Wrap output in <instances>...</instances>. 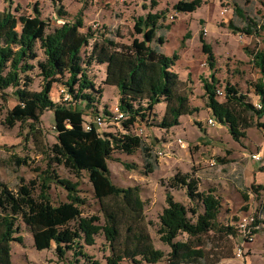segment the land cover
<instances>
[{"label":"rangeland","instance_id":"1","mask_svg":"<svg viewBox=\"0 0 264 264\" xmlns=\"http://www.w3.org/2000/svg\"><path fill=\"white\" fill-rule=\"evenodd\" d=\"M178 1L157 0L156 7L151 5V0L62 2L64 11L69 13L66 19L73 20L76 14L82 13L83 32L104 33L123 43H131L134 38L142 39L133 28L138 16L148 12H164L166 18L161 20L163 27L158 31V35L165 40L160 47L161 52L168 56L175 52L179 54L173 68L181 80L179 91L189 95L190 107L197 109L191 115L181 116L179 125L171 128L159 126L165 113V103L156 105L145 119L138 118L129 132L139 136L144 146L132 154L114 151L108 160L110 176L115 185L134 189L140 199V215L146 231L154 248L164 254L162 259L151 264H169L171 249L159 234L160 217L168 205L167 199L181 202L187 209L189 220L194 222L198 213L203 211L201 196L209 189L214 190L221 200L220 223L234 227L236 235L211 231L204 240L208 255H214L212 259L215 260H218V255H225L218 264H264V126H261L264 116L239 111L250 126L240 129L244 136L235 139L228 126L208 122L210 118H215L208 107L203 83L204 80L209 81L213 73L220 81L218 88L224 89L229 83L247 102H258L253 86L260 78V72L253 63L252 53L263 46L261 34L252 37L232 30L230 24L240 29L253 28V23H260L264 17V0H201V5L191 13L176 11L174 5ZM35 6L47 21L48 32L64 22L65 19L57 14L58 6L54 0H0V10L10 9L17 15L32 14ZM236 6L239 12L235 11ZM166 25L171 28L167 29ZM188 32L190 36L184 40ZM202 33L212 47L213 68L202 49ZM92 43L93 40L90 46L83 49V55L91 51ZM37 52L35 69L29 73L33 78L30 84L32 90H40L44 83L37 66L38 61L44 60V54L38 47ZM88 70L95 84L102 85L104 66L94 63ZM67 95L62 81L53 84L51 97L55 102L65 101ZM118 98L116 86L105 84L98 110L109 112L118 105ZM70 100L68 97L67 101ZM15 104L12 88L0 91V185L17 192L22 184L32 181L36 196L44 192L54 205H59L68 202L69 192L59 182L67 180L77 185V195L84 201L80 206L84 217L97 215L100 217L99 223L103 225L102 205L116 207L134 217L133 203L112 198L101 202L95 197L88 173L83 171L76 174L52 160L51 147L57 142L52 110L45 111L39 122L24 120L10 127L5 119ZM81 107L87 113L85 120L95 116L84 102ZM99 132L122 135L126 130L123 121L108 117L99 127ZM245 216L253 217L254 225L258 224L259 228L254 241L245 244L243 256L239 257L236 249L242 244V238L237 225ZM17 225L23 240L12 242L13 264L87 262L72 250L66 251L63 258L59 257L54 247L37 250L29 228L20 220ZM177 239L186 241L188 235L181 233ZM83 250L101 264H108V258L112 255V248L103 232L96 236L94 245H84ZM118 264L150 263L137 257L136 260L125 258Z\"/></svg>","mask_w":264,"mask_h":264},{"label":"trees","instance_id":"2","mask_svg":"<svg viewBox=\"0 0 264 264\" xmlns=\"http://www.w3.org/2000/svg\"><path fill=\"white\" fill-rule=\"evenodd\" d=\"M57 14L64 22L48 32V23L41 17L35 6L32 14H19L10 9L0 10V91L13 89L16 104L6 117L8 126L30 120L39 122L47 110L54 113V126L57 142L51 147V158L63 164L76 174L85 171L93 185L95 197L101 202L105 199H120L133 203L132 217L124 211L109 205H102L101 212L105 222L99 223L97 215L83 216L80 206L84 204L77 195V185L67 180L59 182L68 190V202L54 205L42 192L34 194V182L22 184L17 192L0 185V264H13L12 242H22L17 221H22L30 230L34 247L37 250L55 248L59 257L66 251H75L77 256L87 259L82 264H101L93 260L84 250V245L92 246L96 236L103 232L112 248L108 264H118L125 258L136 260L140 257L147 263H156L163 258V252L154 248L146 231L145 222L140 213L142 204L136 191L115 185L110 176L108 160L114 151L132 154L143 148V141L129 129L138 118L145 117L160 103L166 109L160 127L171 128L180 123V117L191 115L197 109L189 104V95L179 91L181 80L173 70L179 60L175 52L168 56L161 52L164 37L158 35L163 27L161 20L164 12H148L134 21V31L142 39L134 38L131 43H123L108 37L104 33L83 32L82 13L73 20L66 19L69 13L64 11L63 0H54ZM153 7L157 0H151ZM201 5V0H179L174 9L178 12L191 13ZM18 11L17 8H15ZM236 12L238 8H235ZM240 14V13H238ZM253 28L234 31L243 32L252 37L261 34L263 46L255 50L253 63L260 72V78L254 84L257 103L247 102L237 89L226 83L223 101L217 96L219 79L212 73L210 80H204L208 96V107L218 123L228 126L235 139L244 134L240 129L248 128L249 122L242 113L250 112L257 117L264 116V17L260 23H253ZM170 29V25H166ZM190 32L184 35V40ZM203 52L208 64L214 67V55L211 44L201 34ZM91 51L83 55V49L90 46ZM157 42V45H154ZM37 47L42 50L44 60L37 62L43 77L40 90H32L33 78L29 74L35 69L34 61L38 58ZM94 63L104 66L105 77L98 86L89 75L88 67ZM62 81L70 101L55 102L51 97L53 84ZM116 86L119 94L118 107L127 118L123 120L126 130L122 135L101 134L99 126L92 123L85 128V112L81 107L84 102L94 115L110 112L99 111L98 104L103 97L104 85ZM261 126L264 124L261 123ZM148 151L149 149L146 148ZM57 178V177H56ZM203 211L195 221L189 220L186 207L178 201L167 199V206L160 217L161 240L170 247L169 264H218L225 255H218V260L209 256L204 248L205 237L212 231L236 235V229L223 226L219 221L221 200L214 190L209 189L201 196ZM188 235L186 241H179V234Z\"/></svg>","mask_w":264,"mask_h":264},{"label":"built area","instance_id":"3","mask_svg":"<svg viewBox=\"0 0 264 264\" xmlns=\"http://www.w3.org/2000/svg\"><path fill=\"white\" fill-rule=\"evenodd\" d=\"M225 12V11H224ZM217 96L218 98H223L224 96V92L223 89H218L217 90ZM69 96L67 95L65 100L68 98ZM109 114H103V113H99L96 116L91 117L90 120H86L85 122V128L88 130L91 128L92 123L97 124L99 127L104 124L106 122V119L108 117H111L112 119H116L118 121H123L127 118V116L125 115L124 112H122L118 106H115L114 109H111L109 111ZM88 117V116H87ZM208 122L211 125H215L217 124V121L215 119L210 118L208 120ZM254 158H259L257 157V155H253ZM259 228L258 224L254 225V218L253 217H249V216H245L242 217L237 225V229L239 231V235L242 238V244L237 247L236 251H237V255L239 257L243 256V252H244V246L246 243H251L254 241L255 236H256V230Z\"/></svg>","mask_w":264,"mask_h":264}]
</instances>
